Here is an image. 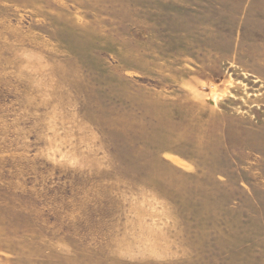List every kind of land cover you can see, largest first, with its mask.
Returning a JSON list of instances; mask_svg holds the SVG:
<instances>
[{"label":"rangeland","instance_id":"rangeland-1","mask_svg":"<svg viewBox=\"0 0 264 264\" xmlns=\"http://www.w3.org/2000/svg\"><path fill=\"white\" fill-rule=\"evenodd\" d=\"M0 264H264V0H0Z\"/></svg>","mask_w":264,"mask_h":264}]
</instances>
